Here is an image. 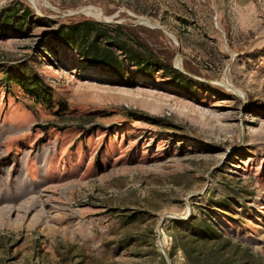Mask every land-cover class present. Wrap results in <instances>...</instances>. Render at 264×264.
<instances>
[{"label":"rangeland","instance_id":"obj_1","mask_svg":"<svg viewBox=\"0 0 264 264\" xmlns=\"http://www.w3.org/2000/svg\"><path fill=\"white\" fill-rule=\"evenodd\" d=\"M76 14L190 79L86 64L50 37ZM0 264H264V0H0Z\"/></svg>","mask_w":264,"mask_h":264},{"label":"trees","instance_id":"obj_2","mask_svg":"<svg viewBox=\"0 0 264 264\" xmlns=\"http://www.w3.org/2000/svg\"><path fill=\"white\" fill-rule=\"evenodd\" d=\"M8 10L13 15L17 14L16 9L9 8ZM29 11L18 16L25 20ZM49 22L55 24L50 30L51 40L79 54L88 65L106 68L119 76H123L121 71L123 67L132 66L141 75L150 76L153 72L164 73L175 83L179 80L184 84L190 79L176 69L168 58H165L168 60L162 59L160 56L162 51L157 50L149 43L150 35L148 33L155 34L158 39L164 37L159 29L154 30L142 25L106 23L95 17H87L82 14L68 16L59 21L51 19ZM142 31L148 36L142 37ZM1 70H3L2 81L18 86L37 103L50 104L51 89L35 70L25 64L16 66L12 71L3 67ZM174 221L184 222L178 219ZM197 225L204 227L206 223L191 224L186 232L193 233L198 229ZM205 229H202L203 233L210 232ZM217 238L208 239L216 241ZM183 250L186 252L184 248Z\"/></svg>","mask_w":264,"mask_h":264}]
</instances>
